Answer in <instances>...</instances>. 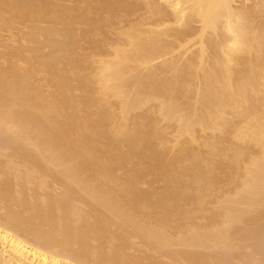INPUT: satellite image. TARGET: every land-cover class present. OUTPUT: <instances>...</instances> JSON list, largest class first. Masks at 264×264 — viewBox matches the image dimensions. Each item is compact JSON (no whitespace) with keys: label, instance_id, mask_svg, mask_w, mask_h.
Returning a JSON list of instances; mask_svg holds the SVG:
<instances>
[{"label":"bare ground","instance_id":"1","mask_svg":"<svg viewBox=\"0 0 264 264\" xmlns=\"http://www.w3.org/2000/svg\"><path fill=\"white\" fill-rule=\"evenodd\" d=\"M0 264H264V0H0Z\"/></svg>","mask_w":264,"mask_h":264}]
</instances>
